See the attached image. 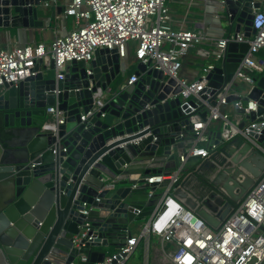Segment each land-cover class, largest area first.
I'll list each match as a JSON object with an SVG mask.
<instances>
[{"label": "water", "instance_id": "1", "mask_svg": "<svg viewBox=\"0 0 264 264\" xmlns=\"http://www.w3.org/2000/svg\"><path fill=\"white\" fill-rule=\"evenodd\" d=\"M51 0H0V30L40 28L38 7ZM226 37L250 38L255 10L264 0H217ZM248 42L228 41L212 49L203 91L186 103L171 99L181 91L176 79L136 63V81L127 84L116 50L98 49L93 60L71 62L56 78L53 62H41L35 75L0 88V264H70L87 255L89 264L101 262L109 248L125 245L134 227L148 225L160 206L156 184L146 179L194 170L205 171L200 190L186 185L175 194L211 229L218 228L264 175V154L247 138L223 142L221 131L211 132L217 149L206 160L187 157L194 144L192 118L205 122L216 95L233 83ZM240 84L239 95L227 103L254 102L256 109L237 110L247 136L264 144V71ZM101 105H97V101ZM54 131L42 130L52 121ZM90 113V114H89ZM82 118H84L82 120ZM259 132V134H257ZM20 134L19 138L15 136ZM2 134L13 138L2 140ZM27 140L15 153L10 146ZM201 146H205L201 143ZM180 157L186 158L185 162ZM199 162V163H198ZM121 176L115 184L111 181ZM139 184L137 187H132ZM86 211V214H83ZM85 232V247L72 238ZM92 248H101L100 252Z\"/></svg>", "mask_w": 264, "mask_h": 264}, {"label": "built area", "instance_id": "2", "mask_svg": "<svg viewBox=\"0 0 264 264\" xmlns=\"http://www.w3.org/2000/svg\"><path fill=\"white\" fill-rule=\"evenodd\" d=\"M168 1L67 0L62 16L73 20L69 32L55 36L49 46L20 44L14 48L0 49V88L4 84L16 85L35 75L33 69L39 62L44 71L53 62L56 78L61 79L71 62L89 63L96 50L108 49L116 50L124 76L129 68L131 52L134 65L138 62L150 63V68L161 71L163 76L176 79L181 91L169 98H179L185 104L190 95L203 91L207 84L206 75L212 66L207 64L202 67L191 80L179 78L182 59L191 47L201 44L203 35L201 31L175 29L167 7ZM251 29L255 34L250 38L238 35L235 39L231 35L228 39L212 44L217 52L228 41L248 42L249 48L236 70L231 86L223 88L216 95V105L209 107L206 121L195 124L192 118L194 144L187 149V157H199V161H203L217 149L210 144V130L214 124L221 131L223 142L240 135L247 138L254 149L264 154V144L249 138L248 128L238 130L239 122L233 123L225 111L229 105L226 99L231 95H239L234 89L235 83H249L253 75L264 71V11H254ZM213 52L198 49L197 55L210 60ZM135 81L133 74L126 80L128 85ZM230 104L235 112L244 109L247 113L256 109L254 102L244 105L241 101H233ZM97 105H101L99 100ZM48 113L55 119L44 124L42 130L54 131V121L61 124L60 119L56 118L59 113L55 114L54 109H48ZM201 143L205 146H201ZM185 160L180 157L182 163ZM191 174L185 176L189 178ZM180 175L172 173L145 180L148 184L157 183L162 189L157 211L137 236L131 235L124 246L117 248L115 253L107 252L101 262L94 264H127L147 235L158 238L169 264H264V175L216 229L207 226L193 210L185 206V199L175 194L177 189L183 190L186 184V181L178 183ZM122 179L121 176L116 177L107 188ZM137 186L139 184L132 187ZM148 195L153 197L156 193L153 190ZM84 237L85 232L74 236L73 247L78 250L84 248ZM70 264H89V259L87 255L81 254Z\"/></svg>", "mask_w": 264, "mask_h": 264}, {"label": "crops", "instance_id": "3", "mask_svg": "<svg viewBox=\"0 0 264 264\" xmlns=\"http://www.w3.org/2000/svg\"><path fill=\"white\" fill-rule=\"evenodd\" d=\"M66 1L67 0H51L42 3L40 7H38V20L42 22L40 28H9L0 30V49L14 48L20 44H43L49 46L55 36H62L65 32H69L73 27V20L70 17L64 18L62 16ZM167 7L169 9L172 25L175 29L201 31L203 35L201 44L191 47L181 62L179 78L191 80L195 74L201 71L202 67H205L209 63V58L200 57L197 55V50L204 49L211 51L214 48L212 44L226 37L225 24L222 22V13H220L221 8L217 0H169L167 2ZM260 10L264 11V3ZM134 67L133 54L130 52L129 68L125 74L126 80L133 74ZM240 88L241 85L238 84L234 89L239 92ZM225 111L230 115L233 123L242 121L241 116L234 111L232 104L227 105ZM193 120L195 124L200 121L197 117L193 118ZM212 131H218L217 124L213 125L210 133ZM20 136L21 135L17 133L15 138H19ZM26 145L27 140H23L10 146V148L18 154L26 148ZM196 166L197 164L187 171L182 172L178 181L180 184H182L181 181L184 183L186 181L184 185H186L187 189H189V192L192 194L200 190V187H202L201 182L205 176H207L205 171L194 172ZM189 173H192V177L189 176L188 178L185 175ZM186 178L188 179L184 180ZM152 184H156L154 187L155 193L161 194V187L155 182ZM144 223L143 221L135 226L131 235L137 236L141 231V225ZM101 250V248H92V251L95 252H100Z\"/></svg>", "mask_w": 264, "mask_h": 264}, {"label": "rangeland", "instance_id": "4", "mask_svg": "<svg viewBox=\"0 0 264 264\" xmlns=\"http://www.w3.org/2000/svg\"><path fill=\"white\" fill-rule=\"evenodd\" d=\"M144 224L141 225L140 230L144 227ZM166 249L167 245L164 246V250ZM106 250L108 254L116 252V249L113 248ZM162 250V245L158 238L147 235L141 240L128 264H169L166 256L162 253Z\"/></svg>", "mask_w": 264, "mask_h": 264}, {"label": "trees", "instance_id": "5", "mask_svg": "<svg viewBox=\"0 0 264 264\" xmlns=\"http://www.w3.org/2000/svg\"><path fill=\"white\" fill-rule=\"evenodd\" d=\"M1 138H2V140L5 141V140H9V139L13 138V135L12 134H2Z\"/></svg>", "mask_w": 264, "mask_h": 264}, {"label": "bare ground", "instance_id": "6", "mask_svg": "<svg viewBox=\"0 0 264 264\" xmlns=\"http://www.w3.org/2000/svg\"><path fill=\"white\" fill-rule=\"evenodd\" d=\"M144 225H145V224H144ZM81 232H84V231H81ZM81 232H80V233H81ZM72 239H73V238H72ZM72 244H73V243H72Z\"/></svg>", "mask_w": 264, "mask_h": 264}]
</instances>
